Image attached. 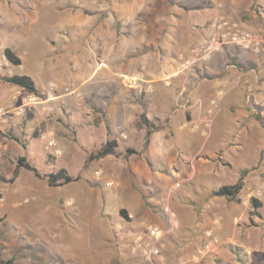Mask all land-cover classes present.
<instances>
[{
    "label": "crops",
    "instance_id": "0c3cea01",
    "mask_svg": "<svg viewBox=\"0 0 264 264\" xmlns=\"http://www.w3.org/2000/svg\"><path fill=\"white\" fill-rule=\"evenodd\" d=\"M246 3L218 0L198 11V0H185L177 38L181 45L164 36L160 48L154 39L131 49L104 45L96 93L104 121L103 142L114 139L126 150L119 160L113 159L112 167L106 162L109 155L92 160L102 167L104 181L101 188L90 189L97 197L88 199L96 203L92 223L96 232L72 236L73 242L81 238L86 245L82 251L74 246L67 264H149L133 248L137 234L149 225L163 231L157 264H184L208 231L221 237L212 215L217 201L222 209L229 199L209 197L210 190L234 183L232 178H239L242 171L244 179L256 177L264 159V53L225 46L186 68L179 57L210 36L209 23L220 15L264 34V12L250 10ZM177 21L172 16L169 23L179 25ZM17 87L9 85L4 91L10 96ZM47 107L48 102L35 106L40 115ZM21 117L9 116L0 122V131ZM45 134L53 145V136ZM250 153L254 159L246 163ZM225 177L231 178L229 183ZM106 179L117 185H108ZM113 236L119 241L118 252L107 247ZM91 242L97 243V250L91 249Z\"/></svg>",
    "mask_w": 264,
    "mask_h": 264
},
{
    "label": "rangeland",
    "instance_id": "374dc122",
    "mask_svg": "<svg viewBox=\"0 0 264 264\" xmlns=\"http://www.w3.org/2000/svg\"><path fill=\"white\" fill-rule=\"evenodd\" d=\"M184 1L0 0V61L6 46L14 48L22 59L19 66H5L0 76L26 74L44 98L50 84H56L52 93L58 98L46 101L49 107L40 110L41 115L30 107L22 120L0 131V264H67L66 257L74 246L82 251L86 245L81 238L73 242L72 236L95 235L96 203L88 199L97 197L90 189L101 188L104 181L102 167L93 161L87 163V155L106 138L96 95L97 67L104 45L113 49L121 44L131 49L129 46L154 39L153 44L160 48L163 36L181 45L177 38ZM198 1L200 11L202 5L218 0ZM238 1L247 2L250 10L264 12V0ZM172 16L179 25L169 23ZM8 87L0 78V102L8 99L10 93L4 91ZM49 132L53 145L42 136ZM125 150L117 144L107 164L112 167L113 159ZM251 154L246 163L253 161ZM23 155L41 175L64 168L76 179L51 186L46 177L24 168L14 176L16 158ZM260 165L256 177L244 179L240 201L228 200L223 210L221 202H216L218 210L212 219L221 237L213 234L221 244L217 253L203 258L205 264H264L263 158ZM96 170H101L100 177H96ZM237 178L235 175L232 181ZM230 180L225 177L224 181ZM252 197L260 202L259 207L251 203ZM89 245L97 250L96 242ZM118 245L119 241L112 239L107 247L118 252Z\"/></svg>",
    "mask_w": 264,
    "mask_h": 264
},
{
    "label": "built area",
    "instance_id": "2783aa9c",
    "mask_svg": "<svg viewBox=\"0 0 264 264\" xmlns=\"http://www.w3.org/2000/svg\"><path fill=\"white\" fill-rule=\"evenodd\" d=\"M212 30L210 36L203 42L190 49L188 54L181 55L182 67L186 68L197 61L207 60L213 53L225 46H233L253 55L264 53V34L256 30L241 28L232 17L220 15L209 23ZM10 63L3 57L0 61V71ZM56 84L51 83L46 97H41L31 91L17 87L8 97L6 102L0 104V122H4L9 116L24 115L27 109L41 105L56 96L52 91ZM211 104L215 100L210 101ZM210 111V110H209ZM52 144V143H50ZM4 147H6L4 145ZM101 171L96 170V177L101 176ZM108 185H117L116 181L108 180ZM162 229L155 225H149L146 231L137 234L133 248L139 252L142 258L149 264H157V258L162 255ZM221 241L213 232L208 231L204 241L195 248L193 255L186 264H197L207 254L217 253Z\"/></svg>",
    "mask_w": 264,
    "mask_h": 264
},
{
    "label": "trees",
    "instance_id": "16d2710c",
    "mask_svg": "<svg viewBox=\"0 0 264 264\" xmlns=\"http://www.w3.org/2000/svg\"><path fill=\"white\" fill-rule=\"evenodd\" d=\"M3 55L5 59L14 66H19L22 64L21 57L11 48V47H5L3 49ZM0 78L6 82L8 85L18 86L23 89H26L28 91H31L35 94L39 95V91L37 89V86L34 82V80L26 75L21 73H13L11 75H1ZM143 117L144 123L147 124V120ZM149 135V130L146 132V142ZM117 146V141L114 139L107 140L104 142L99 148L96 149L94 152H90L87 155V163L91 162L94 159H99L101 157H104L106 155L114 154L115 148ZM129 153H136L134 149H128ZM20 168L27 169L34 173L37 177H46L48 184L51 186L61 185L64 183L71 182L75 180L76 178H73L71 175L66 173V170L64 168L59 169L57 172H50L44 175H41L40 172L36 169V167L31 164V162L28 161L26 156H18L16 158V164L14 169V176L17 175ZM246 175V171H242L240 174V177L232 184H223L220 186H217L215 188H212L208 194L209 197L211 196H222L229 200H236L240 201L239 193L242 190L244 186V177ZM251 203L255 207H259L261 204L260 202L255 198H250ZM120 215L124 218H127V214L125 211L120 210ZM113 240H116V236L112 238Z\"/></svg>",
    "mask_w": 264,
    "mask_h": 264
}]
</instances>
